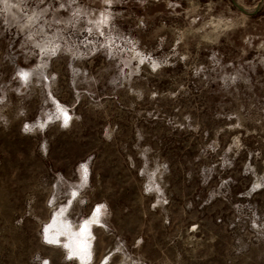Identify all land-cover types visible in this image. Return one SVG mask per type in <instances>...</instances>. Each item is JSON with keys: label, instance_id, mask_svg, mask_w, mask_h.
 <instances>
[{"label": "rangeland", "instance_id": "rangeland-1", "mask_svg": "<svg viewBox=\"0 0 264 264\" xmlns=\"http://www.w3.org/2000/svg\"><path fill=\"white\" fill-rule=\"evenodd\" d=\"M0 264H264V0H0Z\"/></svg>", "mask_w": 264, "mask_h": 264}, {"label": "bare ground", "instance_id": "bare-ground-1", "mask_svg": "<svg viewBox=\"0 0 264 264\" xmlns=\"http://www.w3.org/2000/svg\"><path fill=\"white\" fill-rule=\"evenodd\" d=\"M86 224H87V223H86ZM86 224H85V225H86ZM86 228H88V226H87V225H86L85 229H86ZM74 244H75V243H74ZM74 244H73V245H74Z\"/></svg>", "mask_w": 264, "mask_h": 264}]
</instances>
